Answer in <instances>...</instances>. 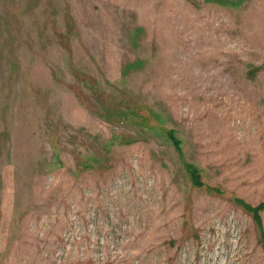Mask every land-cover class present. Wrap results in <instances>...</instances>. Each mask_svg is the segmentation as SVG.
<instances>
[{"label":"rangeland","instance_id":"1","mask_svg":"<svg viewBox=\"0 0 264 264\" xmlns=\"http://www.w3.org/2000/svg\"><path fill=\"white\" fill-rule=\"evenodd\" d=\"M0 264H264V0H0Z\"/></svg>","mask_w":264,"mask_h":264}]
</instances>
